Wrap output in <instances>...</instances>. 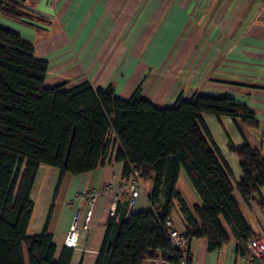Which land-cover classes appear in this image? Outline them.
<instances>
[{"label":"trees","instance_id":"1","mask_svg":"<svg viewBox=\"0 0 264 264\" xmlns=\"http://www.w3.org/2000/svg\"><path fill=\"white\" fill-rule=\"evenodd\" d=\"M22 2L0 0V264H69L71 248L63 247L54 260L55 245L45 225L38 234H26L32 182L40 164L56 168L60 177L94 170L110 136L118 144L115 161L122 162L123 177L136 167L141 178L151 180L150 209L130 213L123 192L106 218L93 264L152 259L191 264L190 241L205 239L208 251L227 243L222 223L237 240L233 253L247 254L245 243L253 235L234 190L244 202L258 194L264 186V160L246 143L229 142L241 170L233 184L201 115L238 118L255 128L249 107L229 96L198 92L188 101L156 108L137 97L139 86L127 100L117 98L110 84L103 89L87 81L67 89L64 84L44 87L47 61L35 58L32 45L4 24L37 18ZM181 172L200 200L192 206L194 216L176 189ZM174 203L185 221L180 246L171 244L165 225Z\"/></svg>","mask_w":264,"mask_h":264},{"label":"crops","instance_id":"2","mask_svg":"<svg viewBox=\"0 0 264 264\" xmlns=\"http://www.w3.org/2000/svg\"><path fill=\"white\" fill-rule=\"evenodd\" d=\"M33 11L37 18L23 22L4 21L22 41L33 48V56L47 61L44 87L64 84L63 89L87 81L93 89L108 84L113 94L127 100L139 86L138 98L156 108L177 100H190L196 93L223 95L246 105L257 126L238 118L202 114L208 139L236 184L241 170L228 143H246L264 160V0H13ZM200 10V12H199ZM205 33V34H204ZM202 40V41H201ZM118 144L109 137L101 163L92 171L61 177L56 168L40 164L29 197L33 203L27 235L44 227L55 245L54 260L64 247L63 237L77 207L72 204L79 190H101L123 186L122 162L115 161ZM142 193L130 213L147 211L149 178H142ZM186 207L200 205L181 172L176 182ZM234 197L253 236L264 238V186L244 202ZM112 191L99 193L93 202L86 230H78L76 248L69 264H93L100 246L104 223L113 207ZM78 204L80 218L86 210ZM169 219L180 235L185 221L174 203ZM228 241L215 251L205 239L189 242L191 264H237L248 255L237 256V240L222 223ZM143 264H156L146 260Z\"/></svg>","mask_w":264,"mask_h":264},{"label":"built area","instance_id":"3","mask_svg":"<svg viewBox=\"0 0 264 264\" xmlns=\"http://www.w3.org/2000/svg\"><path fill=\"white\" fill-rule=\"evenodd\" d=\"M142 178H141V171L139 168H132L131 173L127 182L121 187L112 188L110 185H105L101 190H79L75 193L73 197V201L82 202V201H89L88 202V211L84 214L82 223L80 224V228L86 230L89 226L90 219H91V209L92 204L99 193L105 191H112L113 200L116 201L123 192L127 194V206L131 207L137 197L142 193ZM78 216H79V208L74 211L73 217L71 218V223L68 227L67 235L64 239L63 246L67 248H74L76 245V230L78 224ZM167 228H171V221L167 219L165 222ZM169 241L173 246H180L181 245V238L178 233L174 230L167 231ZM246 251L248 254L247 259L240 261L237 264H264V238L257 237V236H250L247 238L245 243ZM158 261V260H157ZM160 264H164V262L159 261ZM179 264H185L184 260H180Z\"/></svg>","mask_w":264,"mask_h":264},{"label":"rangeland","instance_id":"4","mask_svg":"<svg viewBox=\"0 0 264 264\" xmlns=\"http://www.w3.org/2000/svg\"><path fill=\"white\" fill-rule=\"evenodd\" d=\"M212 1H214V0H206L205 2H206V5L204 6V9L202 10V11H206V6H207V3L209 2H212ZM199 12H200V10H199ZM205 34V33H204ZM202 41V40H201ZM85 203H86V205H87V207H86V210H85V212L87 213V211H88V202L89 201H84ZM115 202L116 201H114L113 202V204H112V208L110 209V211H109V215H112L113 214V210H114V207H115ZM80 203V202H79ZM77 201H72V204H74L75 205V207H77L78 208V204H79ZM90 203V202H89ZM92 205H93V203H91ZM133 206V205H132ZM131 206V207H132ZM131 207H128V208H131ZM76 208V209H77ZM84 212V214H86ZM84 214L82 215V217L80 218V215L78 216V226H77V229L75 228V230H76V237H77V234H78V230H83L82 228H80V224L82 223V220H83V217H84ZM70 223H71V221H70ZM70 223H69V225H70ZM69 225H68V227H69ZM88 228V227H87ZM171 228L172 229H169V228H166V231H168V230H174L175 228L174 227H172L171 226ZM68 230L69 229H67L66 230V232H65V234H64V237H63V242H64V239H65V237H66V235H67V232H68ZM175 231H176V233H178L179 234V232L175 229ZM179 236H180V234H179ZM63 242H62V244H63ZM74 248H76V245H75V247ZM74 248H71V249H74ZM153 261H155L156 262V264H158L157 263V261H156V259H152ZM177 264H179V262L177 263Z\"/></svg>","mask_w":264,"mask_h":264}]
</instances>
